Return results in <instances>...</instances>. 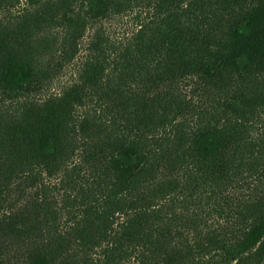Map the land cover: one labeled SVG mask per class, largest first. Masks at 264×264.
<instances>
[{
	"label": "trees",
	"instance_id": "1",
	"mask_svg": "<svg viewBox=\"0 0 264 264\" xmlns=\"http://www.w3.org/2000/svg\"><path fill=\"white\" fill-rule=\"evenodd\" d=\"M138 1L58 0L30 17L0 16V92L28 96L45 87L37 53L52 47L38 46L36 34L61 33L56 48L71 58L87 16ZM12 5L0 0V13ZM146 5L152 17L119 57L99 38L92 43L80 84L43 102L0 103L2 201L60 168L77 108L91 101L89 89L102 90V113L80 128L102 123L75 166L93 179L74 234L45 238L37 213L0 220V234L24 245L26 264H239L264 246V0ZM190 76L226 95L207 98L191 120L184 94L158 91Z\"/></svg>",
	"mask_w": 264,
	"mask_h": 264
},
{
	"label": "rangeland",
	"instance_id": "2",
	"mask_svg": "<svg viewBox=\"0 0 264 264\" xmlns=\"http://www.w3.org/2000/svg\"><path fill=\"white\" fill-rule=\"evenodd\" d=\"M147 1L139 0L135 6L128 10L111 13L104 17L91 18L87 16V24L79 40L78 50L71 58L62 55L61 51L56 48L62 42L61 33H55L53 35L55 38L49 37L52 35L47 36L48 32L36 34L35 40L38 46L43 45L42 41H49L52 47L51 50H41L39 54L37 53L41 67L48 72L45 87L42 91L28 96L15 95L13 92L11 94L0 92V103L6 105L21 101L43 102L62 94L74 84H80V75L86 66L90 48L98 38L102 41V45L110 46L115 57H119L142 24L148 22L152 17V8L146 5ZM44 2L57 3L58 0H13L10 11H2L0 16L4 18L22 14L29 16ZM86 9L85 3L83 10ZM40 48L42 49V47ZM109 67L111 81L117 80L118 68H115L114 64H110ZM137 89L141 92L145 90L144 86ZM162 90L185 95L189 104L184 118L189 120L194 117L198 106L202 105L207 98L220 94L222 97L226 96L225 92L220 93V91L206 88L197 76L173 82L166 81L158 91ZM88 91L91 101L87 105L79 106L76 110L73 124L75 134L70 144L68 157L57 171L45 173L38 185L34 187L15 186L10 194L0 201V220L8 219L9 215L19 214L22 218L24 216L33 217L37 213L38 219L43 222L41 232L45 238L56 237L60 234L65 236L74 234L72 226L82 215L83 208L89 205L92 200L89 187L93 179L92 173L86 171L85 167L82 170H77L75 166L81 163L84 153L92 148L93 143L97 141L94 132L98 130V124H102L100 120H94L87 124L84 130L80 129L88 115L90 117L100 115L103 110L98 104L102 90L89 89ZM226 94L231 95L232 91L230 90ZM95 112L98 113L95 114ZM8 117H11L10 114ZM180 122H183V115ZM23 250H25L23 244L13 245L9 238L0 234V264H26L22 255ZM239 264H264V246L258 248Z\"/></svg>",
	"mask_w": 264,
	"mask_h": 264
}]
</instances>
